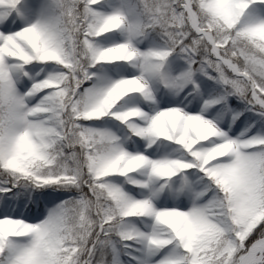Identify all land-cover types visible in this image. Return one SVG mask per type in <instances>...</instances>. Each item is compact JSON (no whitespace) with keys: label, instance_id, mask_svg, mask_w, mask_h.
<instances>
[{"label":"snow or ice","instance_id":"obj_1","mask_svg":"<svg viewBox=\"0 0 264 264\" xmlns=\"http://www.w3.org/2000/svg\"><path fill=\"white\" fill-rule=\"evenodd\" d=\"M0 264H264V0H0Z\"/></svg>","mask_w":264,"mask_h":264}]
</instances>
